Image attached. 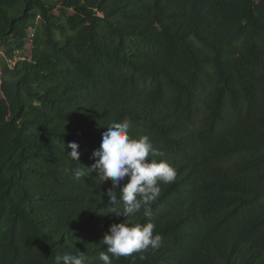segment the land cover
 <instances>
[{"label":"trees","instance_id":"16d2710c","mask_svg":"<svg viewBox=\"0 0 264 264\" xmlns=\"http://www.w3.org/2000/svg\"><path fill=\"white\" fill-rule=\"evenodd\" d=\"M0 51V264H103L126 217L86 168L124 121L176 178L112 264H264V0H0Z\"/></svg>","mask_w":264,"mask_h":264},{"label":"clouds","instance_id":"9594fccd","mask_svg":"<svg viewBox=\"0 0 264 264\" xmlns=\"http://www.w3.org/2000/svg\"><path fill=\"white\" fill-rule=\"evenodd\" d=\"M104 128L106 131L102 133L100 148L93 152L95 162L86 169L98 173L101 183L110 180L111 187L106 193L110 203L114 207L118 202L123 204V211L116 215H123L126 220L112 224L101 239L106 251L100 252L99 260L103 264H112L109 253L118 259L160 247L162 237L158 233L154 235L153 223H132L129 218L142 208L145 216L151 214L149 205L159 195L160 184L173 182L176 170L166 161L156 159L164 153L154 148L147 135L139 139L130 137L128 121L110 122ZM64 150L68 158L79 163V145L76 142L64 143ZM150 156L153 158L148 159ZM84 169H73L74 178L83 176ZM85 260V253L81 251L75 255L67 252L54 254V264H85Z\"/></svg>","mask_w":264,"mask_h":264},{"label":"rangeland","instance_id":"374dc122","mask_svg":"<svg viewBox=\"0 0 264 264\" xmlns=\"http://www.w3.org/2000/svg\"><path fill=\"white\" fill-rule=\"evenodd\" d=\"M32 50V45H31V41L30 39H28V41L26 42V47H25V50L21 53V56L24 57V56H27L30 54ZM2 55L1 51H0V56ZM12 65L15 64L13 62H10ZM0 77H1V72H0ZM0 82H1V79H0Z\"/></svg>","mask_w":264,"mask_h":264}]
</instances>
